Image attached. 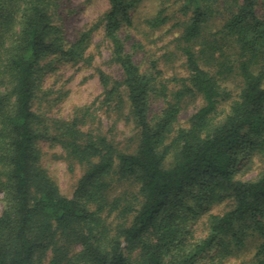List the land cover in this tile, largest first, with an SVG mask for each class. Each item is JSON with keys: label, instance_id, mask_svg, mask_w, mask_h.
I'll return each instance as SVG.
<instances>
[{"label": "trees", "instance_id": "trees-1", "mask_svg": "<svg viewBox=\"0 0 264 264\" xmlns=\"http://www.w3.org/2000/svg\"><path fill=\"white\" fill-rule=\"evenodd\" d=\"M141 1L108 0L69 41L61 0H0V264H226L251 240V260L233 264H264V168L240 176L241 160H264V0H180L173 41L185 73L170 77L153 57L143 71L126 47ZM165 10L151 28L169 21ZM99 30L122 74L96 67L98 100L132 125L125 138L91 104L68 117L34 107L51 64L92 63ZM44 139L80 169L71 196L43 164ZM218 201L221 212L207 211Z\"/></svg>", "mask_w": 264, "mask_h": 264}, {"label": "rangeland", "instance_id": "rangeland-1", "mask_svg": "<svg viewBox=\"0 0 264 264\" xmlns=\"http://www.w3.org/2000/svg\"><path fill=\"white\" fill-rule=\"evenodd\" d=\"M232 2L233 0L225 2V7L232 6ZM179 5L180 0H142L132 10L133 24L123 25V36L131 35L126 40V47L132 52L143 71L150 67V59L153 57L158 60V64L164 69L166 76L185 73V67L179 56L176 55L177 50L173 41L178 32L174 23L181 15L178 13ZM161 6L166 8L165 13L169 15L170 19L159 28H151L147 19L153 17ZM108 7V0H61L57 23L61 25L65 37L69 41H74L81 30L101 16ZM136 42H141L142 45L136 46ZM167 50L170 54L173 53L171 59L163 56ZM89 51L94 55L91 64L74 63L67 60L53 63L46 69L42 79V92L35 99L34 107L44 111L47 115L68 117L74 107L91 104L94 114L97 117H102L105 124L113 126L112 132L117 137L125 138L133 133L132 125L125 123L124 119H118V115L113 112L109 116L104 114V109L98 100L102 93V85L96 67L99 66L116 77H120L122 74L117 64L109 62L111 45L103 38L102 30L95 33ZM200 103V100L191 101L181 112L179 124L185 125L191 113ZM159 105V101L151 100L153 110H157ZM41 146L43 164L57 178L62 192L71 196L80 169L70 170L60 146H53L46 139L41 140ZM263 161L262 156L258 155L245 161L241 160L240 176L242 178L256 177L264 168ZM225 205L226 201L213 202L207 211L221 212ZM2 208L3 194L0 191V212ZM202 224V221L197 224L200 232L203 231ZM254 243L255 241L251 240L238 256L230 257L226 264H233L241 260L249 262L255 252Z\"/></svg>", "mask_w": 264, "mask_h": 264}]
</instances>
